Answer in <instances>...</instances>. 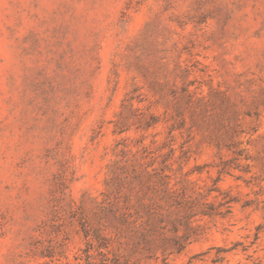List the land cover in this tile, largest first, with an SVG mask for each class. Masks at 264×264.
Masks as SVG:
<instances>
[{
    "label": "rangeland",
    "instance_id": "rangeland-1",
    "mask_svg": "<svg viewBox=\"0 0 264 264\" xmlns=\"http://www.w3.org/2000/svg\"><path fill=\"white\" fill-rule=\"evenodd\" d=\"M103 236L264 264V0H0V264Z\"/></svg>",
    "mask_w": 264,
    "mask_h": 264
},
{
    "label": "trees",
    "instance_id": "trees-1",
    "mask_svg": "<svg viewBox=\"0 0 264 264\" xmlns=\"http://www.w3.org/2000/svg\"><path fill=\"white\" fill-rule=\"evenodd\" d=\"M202 213L211 214L209 210H203ZM85 235L87 236L88 232L85 231ZM92 247V243L88 242L87 246L81 249V255L76 257L78 264H124L119 256L110 252L108 249V239L106 237L103 236L99 238L96 245V255L90 252Z\"/></svg>",
    "mask_w": 264,
    "mask_h": 264
}]
</instances>
